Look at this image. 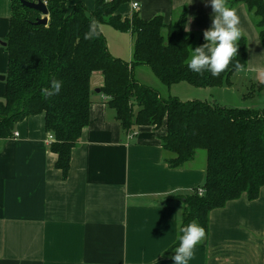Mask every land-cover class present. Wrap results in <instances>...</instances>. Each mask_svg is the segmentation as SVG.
Listing matches in <instances>:
<instances>
[{
	"label": "crops",
	"instance_id": "crops-1",
	"mask_svg": "<svg viewBox=\"0 0 264 264\" xmlns=\"http://www.w3.org/2000/svg\"><path fill=\"white\" fill-rule=\"evenodd\" d=\"M132 1L139 2L137 12L145 20L162 15L170 22L185 7L189 33L204 32L212 23V7L204 0ZM131 2L118 9L123 18L134 14ZM85 4L93 9L95 0ZM235 10L248 41V65L233 82H262L259 32L245 4ZM12 15L13 0H0V75L5 76L9 53L4 42ZM101 29L110 52L132 61L133 31L111 25ZM136 75L160 87L152 70L138 67ZM184 83L167 88V94L177 87L189 89ZM103 84V75L94 73L92 90ZM5 90L0 81V94ZM15 132L17 137L0 139V264H173L182 198L203 186L207 161L198 152L184 167L169 166L163 146L166 119L127 133L106 97L93 93L90 121L71 151L67 178L56 167L45 113L19 121ZM189 264H264V185L256 199L244 194L210 212L206 239Z\"/></svg>",
	"mask_w": 264,
	"mask_h": 264
},
{
	"label": "trees",
	"instance_id": "trees-1",
	"mask_svg": "<svg viewBox=\"0 0 264 264\" xmlns=\"http://www.w3.org/2000/svg\"><path fill=\"white\" fill-rule=\"evenodd\" d=\"M43 1L49 9L47 24L37 23L42 16L39 11L13 0L5 39L9 68L4 80L6 90L0 94V139L14 137L19 121L45 113L47 131L55 137L50 148L58 155L56 167L67 178L71 151L90 121L94 93L91 78L100 72L104 77L100 93L116 111L127 133L139 125L160 126L166 119L163 146L169 166L184 167L199 150L206 151V178L201 187L204 193L200 195L197 188L182 198L181 226L197 222L207 231L213 209L244 194L251 200L259 196L264 185V109L220 105L206 99L182 100L164 93V87L170 89L181 82L196 88L232 86L234 74L248 65L245 35L239 41L233 63L219 77H213L187 67L191 48L201 46L205 40L204 32L186 31L185 7L173 21L166 22L162 15L145 20L138 12L123 18L118 9L132 0H95L93 9L87 7L85 0ZM228 3L234 9L245 4L264 47V0ZM93 19L100 28L111 25L121 31H133L132 61L115 57L102 31L95 39L85 38ZM236 64L242 68L237 69ZM138 67L152 70L163 86L140 82ZM53 80L63 81L62 91L46 99L42 90L50 87ZM254 85L258 90L264 89V81Z\"/></svg>",
	"mask_w": 264,
	"mask_h": 264
},
{
	"label": "clouds",
	"instance_id": "clouds-1",
	"mask_svg": "<svg viewBox=\"0 0 264 264\" xmlns=\"http://www.w3.org/2000/svg\"><path fill=\"white\" fill-rule=\"evenodd\" d=\"M204 2L212 7V23L204 30L205 43L195 49L191 48L187 67L197 74L208 72L213 77H219L238 55L239 41L244 37V33L240 27V17L228 0ZM101 31L99 23L93 19L89 23L85 38L95 39ZM235 67L242 68L240 64ZM62 88L63 81L53 80L50 87L44 88L41 94L44 98L51 99L58 96ZM178 232V244L174 247L175 255L172 257L173 264H189L195 257L197 246L206 239V229L197 222H191L180 226Z\"/></svg>",
	"mask_w": 264,
	"mask_h": 264
},
{
	"label": "rangeland",
	"instance_id": "rangeland-1",
	"mask_svg": "<svg viewBox=\"0 0 264 264\" xmlns=\"http://www.w3.org/2000/svg\"><path fill=\"white\" fill-rule=\"evenodd\" d=\"M146 68L150 70L148 67ZM255 77L256 76L254 75L252 76L253 79H255ZM262 81L264 80L262 79ZM255 82H258V78H256V81L251 80L249 78H243L239 81H236V86L235 83L233 82V85L228 88L225 87L196 88L185 82L184 86H187V88L189 89H181V87H177V88L173 87L174 94L172 95L177 94L182 100L206 99L212 102L216 101L215 103L220 105L251 106L259 109H264V89L258 90L257 86L254 85L256 84ZM159 84L161 88L162 83ZM164 88H165L164 93L167 95V89H166L167 87ZM199 152L201 154L200 158L201 156H205L206 154L205 150H199Z\"/></svg>",
	"mask_w": 264,
	"mask_h": 264
},
{
	"label": "water",
	"instance_id": "water-1",
	"mask_svg": "<svg viewBox=\"0 0 264 264\" xmlns=\"http://www.w3.org/2000/svg\"><path fill=\"white\" fill-rule=\"evenodd\" d=\"M19 1L24 6L37 10L42 14V16L37 19L38 24H47L49 9H48L46 2H44L43 0H38L37 2L31 1V0H19ZM4 45H6V42H4ZM4 80H5V75H0V81H4ZM100 92H101V89L97 88L94 91V94H99Z\"/></svg>",
	"mask_w": 264,
	"mask_h": 264
},
{
	"label": "built area",
	"instance_id": "built-area-1",
	"mask_svg": "<svg viewBox=\"0 0 264 264\" xmlns=\"http://www.w3.org/2000/svg\"><path fill=\"white\" fill-rule=\"evenodd\" d=\"M35 1L37 2V0H35ZM107 1H111V0H107ZM131 6H132L133 11H135V12H137L140 9V4L138 1H132ZM14 136L17 137L18 132H15ZM48 140H49V143H52L55 141V137H54L53 133H49ZM203 193H204V190L202 188H200L199 194L202 195Z\"/></svg>",
	"mask_w": 264,
	"mask_h": 264
}]
</instances>
